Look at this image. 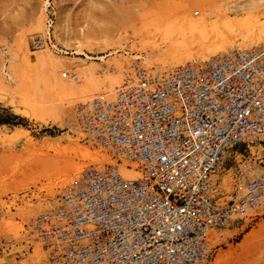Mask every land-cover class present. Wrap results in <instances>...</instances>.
Here are the masks:
<instances>
[{"label": "built area", "instance_id": "1", "mask_svg": "<svg viewBox=\"0 0 264 264\" xmlns=\"http://www.w3.org/2000/svg\"><path fill=\"white\" fill-rule=\"evenodd\" d=\"M79 106L96 143L136 162L141 179L89 168L66 186L56 215L39 219L47 264L207 262L209 232L230 224L234 209L215 177L229 153L264 134V58L240 51L165 75L137 69L112 104Z\"/></svg>", "mask_w": 264, "mask_h": 264}, {"label": "bare ground", "instance_id": "2", "mask_svg": "<svg viewBox=\"0 0 264 264\" xmlns=\"http://www.w3.org/2000/svg\"><path fill=\"white\" fill-rule=\"evenodd\" d=\"M51 5L52 2L50 0H39L36 13L27 20L29 29L19 37L17 58H20L18 60L27 69L32 66L33 60L39 67L47 65L55 70L57 68L58 71L56 70V72L53 69L55 75L52 78V85L50 86L44 75L39 76L36 80L30 76L21 78L17 75L14 68L6 69L4 66H2L0 72V84L15 82L20 88L25 84L26 90L22 94L25 97L28 108L33 112V117L35 114L43 122L49 119L60 123L65 129H69L80 139H87L91 145L98 147L94 151L87 147H70L62 151L59 145L43 144L42 148L54 150L60 155H71L73 161L76 159L85 162L91 161L96 167L92 166L90 168L104 170L108 167H114L120 177L127 181H138L141 179L138 164L129 157L127 158L125 154H117V156L112 152L109 153L108 150L96 143L94 133L90 128L87 130L84 125L80 104H88L98 98L107 102V104H112L114 102L115 89L127 79L133 78L137 69L146 70L152 75L168 74L169 71L187 64L194 66L207 65L212 57H231L232 54L240 51L247 52L258 62L264 58V0H223L221 11L224 14L218 15L217 12H211L206 19L197 20L195 23L189 22V33L191 34L192 31L196 30L199 34L200 39L196 41H193L192 37H189V39L183 37L184 35L181 33L182 23H180V28L178 26L181 29L179 31L174 29L176 27L172 28V25L168 27L169 23L167 25L159 21L160 25L157 24L156 22L159 19L155 23H150L154 24L152 27L150 25H145L144 27L141 25L142 28L137 26L138 28L130 29L129 32L124 29V31L114 36V45L123 51H125L123 48L125 45L129 46V49L133 52L129 53V58L127 55L125 59L109 60L110 62L103 61L99 55L93 57L84 52H79L71 58H65L63 55L69 54L67 52L68 48H66L68 45L67 34L65 30H61V27L59 28L58 23L54 22V14L52 9L50 10ZM239 17L242 18L240 19L242 21L235 22ZM211 18H216V20L212 24L211 29H208L206 23ZM57 19H59V16ZM218 22H222V25H217ZM163 29H165L166 35L164 37L166 38L163 37ZM52 34L58 42L62 43L66 50L60 49L56 43H53ZM178 34L181 38L183 37L182 41H172L173 36ZM34 35H36L39 42L35 44V51L33 52L29 50V40ZM238 36L240 38L235 40L234 38ZM240 39L242 41L237 43ZM154 52L159 53V55L154 57L152 55ZM3 55L0 49V57L2 59H4ZM81 56H84V58ZM75 60L77 61L76 64ZM261 77L262 75H259L258 78ZM34 84L35 86L39 84L38 88L41 89L39 93L30 91ZM33 96H36V98H32ZM20 136L25 138L27 150L37 146L32 143L31 139H27V134ZM253 143L263 148L264 134L256 138H250L249 144ZM234 154L235 152L228 154L224 170L229 164L235 163V160L237 161ZM252 155L255 158H245L240 162L237 161L234 178L231 175V171L230 175L222 178V185H220V181L217 185L219 194H221L220 187H222L228 197L232 195L230 199H227L226 196V200L234 203V209L231 214L230 225H227L225 230L218 229L209 232L212 249L220 240L231 234L230 227L235 229L240 220L264 208V168L261 166V162H257L264 154L261 149H258ZM232 156L234 157L233 162H228L229 159H232ZM240 157L241 155L238 156V159ZM69 164H60L61 166L65 165L64 167L67 171L63 170L62 173L64 171L65 173L61 174L65 177L64 179L60 180L62 177H59V175L54 178L55 183L51 188L50 195L53 200L56 197V190L60 189L63 183L68 182L73 185L79 182L82 177L81 170L83 165L72 162ZM64 167L60 169L62 170ZM46 168L50 169L51 166L48 167L46 165ZM222 172V170L218 172L215 180L218 181V177ZM254 195L255 202L249 206V199L254 197ZM60 204V199H55L53 202H47L45 205L42 204L38 207L26 206V209L11 215L10 213H0V219L7 225H12L15 221L14 217H19L25 225L30 226L29 229H22V226L12 227L14 230L0 242V248L2 246L9 247L14 244H20L23 247L24 258L29 260V257H32L30 259L34 261L33 264H47L49 256L47 259V252L42 250L41 243L44 244V242L40 238L42 223L39 219L42 215L51 217L56 215ZM240 207L244 209L243 214L237 212ZM35 244L38 246L33 249V252L34 250L35 252L32 254L31 246L34 247Z\"/></svg>", "mask_w": 264, "mask_h": 264}, {"label": "rangeland", "instance_id": "3", "mask_svg": "<svg viewBox=\"0 0 264 264\" xmlns=\"http://www.w3.org/2000/svg\"><path fill=\"white\" fill-rule=\"evenodd\" d=\"M50 1L52 2L50 10L52 9L54 14V22L58 23L59 28L61 27V30H65L67 34L68 45L66 48H68L67 52L69 54L63 56L71 58L79 52H84L93 57L99 55L103 61L108 62L125 59L127 55L129 58V53L133 52L129 49V46L125 45L126 47H123L125 51H123L114 45V36L124 31V29L129 32L130 29L138 28L137 26L142 28L141 25L152 27L154 24L150 23H155L159 19L156 22L157 24H159V21L167 25L169 23L168 27L172 25V28L176 27L174 28L176 30L180 31L182 29L181 33H183L184 38L189 39V37H192V40L196 41L200 39L199 34L196 30L192 31L191 34L189 33L190 21L195 23L197 20L206 19L211 12H217L218 15L224 14L221 11L223 0ZM38 5L39 0H0V49L4 54V59L0 57V72L2 66H4L6 69L14 68L21 78L30 76L36 80L39 76L44 75L51 86L52 78L55 75L54 68L47 65L39 67L33 60L32 66L27 69L19 61L20 58H17L19 37L29 29L27 20L36 13ZM55 15L59 16V19ZM55 19L58 21H55ZM240 19L242 18L239 17L234 21L241 22ZM215 20L216 18L209 19L206 23L208 29H211ZM180 23H182L181 29H179ZM217 25H222V22H218ZM165 29H163V37L166 35ZM34 36L30 37L29 40V50L33 52L35 51L34 42L36 40V35ZM183 37L181 38L179 34L174 35L172 41H182ZM239 38L240 36L234 39ZM52 41L60 49L66 50L53 34ZM241 41L242 39L238 40L237 43ZM152 55L155 57L159 53L154 52ZM81 57L84 58V56ZM32 59L34 58L32 57ZM71 61L73 62V60ZM93 61L101 63L100 61ZM56 70L58 71L57 68ZM38 85L29 86L32 89L30 91L39 93L41 89L38 88ZM24 90H26L25 84L22 85V88L18 87L15 82L0 84V213H10V215L30 206L38 207L42 204L45 205L47 202H53L55 199H60L63 189L71 183H63V186L56 190L54 200L50 195L51 188L55 183L54 178L58 175L62 177L60 180L65 178L61 175L65 173V171L62 173L63 170H66L65 165L61 166L62 164L72 162L83 165L81 174L92 166L96 167L91 161L85 162L80 159L73 161L71 155H60L54 150L42 148L43 144L59 145L62 151L70 147H87L94 151L98 147L91 145L87 139H80L60 123L49 119L43 122L35 114L33 117V112L28 108L22 94ZM34 90L35 92H33ZM32 98H36V96ZM22 134H27V139H31L32 143L37 146L27 150L25 138L20 136ZM258 149H261L264 154V146L260 148L255 143L249 144L245 153L244 150H241L234 154L235 159L240 162L245 158H255L252 154ZM239 155H241L240 159H238ZM237 161L235 160V163L229 164L226 170L220 173L218 177L220 185H222V178L230 175L231 171L233 177ZM257 162H261V166L264 168V156L258 159ZM46 165L51 166V168H46ZM84 165L86 166L84 167ZM63 167L64 169L61 170L60 168ZM220 191L221 201L228 202L226 196L227 199H230L232 195L228 197L222 187H220ZM45 199L48 201H45ZM14 218L15 221L12 225H7L0 219V242L14 230L12 227L22 226V229H29L30 226L25 225L19 217ZM226 227L222 229L225 230ZM233 229L234 227H230L231 234L213 246V254L204 264H264V208L240 220L238 226ZM12 246H2L0 248V264H33L34 261L30 259L32 257H29L30 261L24 258L22 245L14 244ZM37 246L36 244L34 247L31 246L32 254L35 252V250L33 252V249ZM41 246L42 250L47 252L48 259L50 250L45 247V244L41 243Z\"/></svg>", "mask_w": 264, "mask_h": 264}]
</instances>
